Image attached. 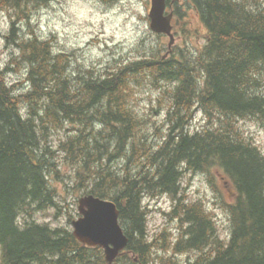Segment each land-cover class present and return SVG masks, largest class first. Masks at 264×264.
Listing matches in <instances>:
<instances>
[{
    "label": "trees",
    "instance_id": "obj_1",
    "mask_svg": "<svg viewBox=\"0 0 264 264\" xmlns=\"http://www.w3.org/2000/svg\"><path fill=\"white\" fill-rule=\"evenodd\" d=\"M40 1L0 0V7L30 18ZM172 2L182 15L184 7ZM183 3L199 12L205 43L195 47L185 40L167 56L160 49L110 62L105 71H72L66 50L56 52L50 39H31L22 28L17 57L0 67V264H110L100 247L81 243L70 226L35 217L61 210L60 197L67 205V193L79 197L83 191L120 208L128 249L138 259L123 256L113 264H176L166 253L172 248L202 252L189 264H264V150L237 125L251 121L264 129V0ZM184 11L188 22L190 11ZM13 27L12 36L20 31ZM26 60L31 70L20 84L33 89L35 83L31 92L6 74ZM146 84L157 90V118L137 99ZM200 110L209 123L193 129ZM216 112L223 120L216 121ZM63 129L65 137L53 143ZM67 163L77 181L61 188L55 182ZM213 169L237 195L229 242L217 239L205 205L188 203L185 195L174 210L183 226L188 223L179 242L172 245L166 229L150 236L144 196L187 194V172Z\"/></svg>",
    "mask_w": 264,
    "mask_h": 264
},
{
    "label": "rangeland",
    "instance_id": "obj_2",
    "mask_svg": "<svg viewBox=\"0 0 264 264\" xmlns=\"http://www.w3.org/2000/svg\"><path fill=\"white\" fill-rule=\"evenodd\" d=\"M38 5L36 9L31 10L33 14L30 18L19 12V14H22L20 19L26 21V32L35 37L38 33L45 36L44 38L48 37L53 42L51 49L56 52H60L62 49L66 50L69 54L66 56L69 60L68 66L72 71L77 70L76 67L80 69L79 72L93 67H96L98 71H105L110 62L124 63L137 55L151 54L168 47L169 37L159 35L150 26L149 10L151 5L149 0H116L111 4H102L97 0H44L40 1ZM7 7L9 9L0 7V67L7 65L8 61L17 57L19 33H22L20 30L16 33L17 35L12 36V17L17 20L16 26L21 28L22 24L17 18L16 10ZM189 7L186 6L182 9L190 11L187 17L188 31L180 24L182 19L177 18L179 19L178 29L183 28L184 32L177 35L178 38L174 47L184 46L182 44L185 43V40H191L195 47L205 43L207 28L199 20V12ZM25 10L27 9L25 8ZM183 13V17L187 16V12ZM30 65L31 63L28 60L22 62L16 73L11 76L8 75V81L13 83V81L22 78L24 74L31 70ZM33 86L35 88V83ZM20 88L23 90L30 89L28 92L34 89L27 85L20 86ZM157 98L156 88L147 84L137 97L142 110H149V116L154 118L158 117L159 112H161L160 106L155 103ZM214 117L217 122L223 120V117H220L217 112L214 113ZM208 118L210 117L200 113L196 115L194 121L196 125L199 127L202 125L203 127V125L209 123ZM232 123H234V120ZM237 125L243 126L245 131L253 135L264 148L263 128H257L252 125L251 121L244 122L240 120ZM62 134L61 130L57 131L52 142H57L56 139ZM57 156L60 160L62 159V153L57 154ZM105 165L108 166V163ZM61 171V177L55 183H59L61 188L66 181L74 185L77 179L76 172L73 171L71 164L62 165ZM213 182L219 187L223 196L222 199H230L232 186L230 183H224L218 169H213L211 173L206 174L187 172L182 184L185 186L186 193L190 198L202 197V199L208 201L217 216L221 230L224 232L227 227V217L225 210L222 209V199L218 200L214 195V186L211 184ZM59 199L61 210L50 208L37 211L35 214L36 219L48 221L52 225L71 227V220L78 216L79 197H76V193H67L65 195L67 205L61 197ZM76 200L77 203L75 204ZM145 203L147 207L150 206L148 227L151 233L160 232L164 228L178 229V222L170 214L174 206V201L170 197L150 195L145 198ZM123 256H134L136 260L138 259L133 253H126ZM133 264L138 263L134 262Z\"/></svg>",
    "mask_w": 264,
    "mask_h": 264
},
{
    "label": "water",
    "instance_id": "obj_3",
    "mask_svg": "<svg viewBox=\"0 0 264 264\" xmlns=\"http://www.w3.org/2000/svg\"><path fill=\"white\" fill-rule=\"evenodd\" d=\"M165 5L166 0H152L151 25L158 32L171 34L172 14L164 15ZM80 210L83 216L73 222L74 234L84 243L105 247L107 259L113 262L119 250L128 243L117 204L91 195L81 199Z\"/></svg>",
    "mask_w": 264,
    "mask_h": 264
},
{
    "label": "bare ground",
    "instance_id": "obj_4",
    "mask_svg": "<svg viewBox=\"0 0 264 264\" xmlns=\"http://www.w3.org/2000/svg\"><path fill=\"white\" fill-rule=\"evenodd\" d=\"M152 94V93H151ZM146 95V94H145ZM154 97V96H153ZM150 102V101H149ZM247 133V132H246ZM59 198V197H58ZM149 200V199H148ZM57 202V201H56ZM177 222V221H176ZM97 249V248H96ZM93 251V250H92Z\"/></svg>",
    "mask_w": 264,
    "mask_h": 264
}]
</instances>
